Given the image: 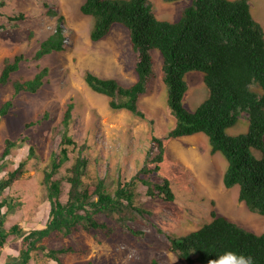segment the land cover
<instances>
[{"label":"rangeland","instance_id":"1","mask_svg":"<svg viewBox=\"0 0 264 264\" xmlns=\"http://www.w3.org/2000/svg\"><path fill=\"white\" fill-rule=\"evenodd\" d=\"M2 1L5 5L0 8V26L3 25L0 73L6 59L12 61L21 54L25 58L11 80L0 85V106L9 99L14 102L11 111L0 116V156L6 139H23L7 157L1 175L8 174L26 160L31 147L35 151L23 177L0 196V200L14 198L20 202L8 216L7 228L18 224L29 232L47 224L50 205L42 183L44 169L52 154L64 147L61 122L72 102L75 107L69 132L78 147H68L70 159L62 166L58 177L70 176V169L80 154L90 163L85 176L87 183L104 178L106 186L113 187L120 174L124 182L130 181L147 158H154L150 149L152 138L157 137L164 139L166 151L160 170L152 178L166 179L175 197L173 201L147 197V187L140 181L137 202L148 211L140 220L121 224L114 218L98 215L106 228L91 231L79 228L69 234L56 231L43 240L49 248H73L60 256L61 264H186L170 251L169 235L186 236L202 228L212 221L214 212L247 230L264 232V215L251 211L244 201H239L238 186L230 189L224 186L226 159L221 153H210L207 137L202 133L181 139L168 136L175 118L167 105L162 57L158 51L153 52L156 77L138 103L146 118L124 110H112L108 98L91 90L84 76L86 71H92L103 78H115L123 85L136 81L135 55L126 28L116 24L106 38L92 42L90 32L94 21L80 10L84 0ZM150 1L156 15L170 21L178 20L183 8L191 2ZM250 3L253 17L264 29V0H250ZM19 14H24L23 20L15 19ZM58 28L64 30L65 50L35 59L41 43ZM44 68L49 69V75L36 93L14 91V81L33 78ZM186 79L188 90L183 104L195 110L210 92L203 73L190 72ZM255 90L261 93V89ZM30 122L34 124L27 127ZM248 128L249 119L244 113L228 131L230 135H238L246 133ZM254 152L261 158L262 152ZM68 191L69 185L65 184L63 201ZM131 229L142 233L134 235ZM21 245L19 237H9L0 264H20L17 260ZM30 264L59 263L42 252H34Z\"/></svg>","mask_w":264,"mask_h":264},{"label":"trees","instance_id":"2","mask_svg":"<svg viewBox=\"0 0 264 264\" xmlns=\"http://www.w3.org/2000/svg\"><path fill=\"white\" fill-rule=\"evenodd\" d=\"M4 5L3 1L0 2V8ZM80 10L93 18L92 42L103 40L114 25L119 24L128 30L129 43L135 55L137 79L133 84L123 85L115 78H103L86 71L84 79L90 89L106 96L112 110L128 111L145 119L138 103L156 77L153 52L158 51L162 57L167 105L175 118V125L168 136L181 139L204 134L210 153H221L227 161L224 186L227 189L238 186L239 201H244L251 211L264 215V29L253 17L250 1L191 0L176 21L160 19L150 0H84ZM24 17V14H19L15 19L23 20ZM2 28L3 25L0 31ZM60 28L41 43L35 59L65 50L64 30ZM24 58L21 54L12 61L5 60L0 85L11 80ZM193 71L203 73L210 94L195 110H189L183 100L188 90L186 76ZM48 75L49 69L44 68L33 78L16 80L13 82L14 91L36 93ZM255 88L261 89V93ZM13 106V99L1 104L0 116H6ZM74 107V103L68 104L61 122L64 147L59 153L52 154L44 169L42 183L50 205L47 224L29 232L18 224L7 228L8 216L20 202L14 198H2L0 260L9 237L16 236L22 242L17 260L20 264H30L34 252H42L61 264L60 256L73 251V248L56 249L44 245L43 240L54 232L69 234L79 228L86 231L106 228V224L98 220V215L114 218L121 224L140 220V216L148 213L137 202L140 181L147 187V197L174 200L170 183L166 179L152 178L160 170L166 151L164 139L157 137L152 138L150 149V153L155 154L154 158H147L142 169L130 181L124 182L120 174L113 187H107L104 178L87 183L85 176L90 163L80 154L70 169V176L58 177L60 169L70 159L68 147H78L69 132ZM244 113L249 119L248 131L230 135L228 129L235 126ZM33 124L30 122L27 127ZM22 141L5 140L0 156V196L23 177L28 161L35 157L31 147L26 160L8 174L1 175L7 157ZM254 150L262 152L261 158ZM65 184L69 185V191L66 201H63ZM131 232L137 236L142 233L134 229ZM169 239L170 251L186 264H208L226 250L251 255L255 264H264V232L247 230L215 212L209 224L186 236L169 235Z\"/></svg>","mask_w":264,"mask_h":264},{"label":"clouds","instance_id":"3","mask_svg":"<svg viewBox=\"0 0 264 264\" xmlns=\"http://www.w3.org/2000/svg\"><path fill=\"white\" fill-rule=\"evenodd\" d=\"M228 133H229V131H228ZM226 163H227V161H226ZM208 264H255V261H254V257L251 255H246L244 253H238V252L233 251V250H226L221 255L215 257L214 259H211L208 262Z\"/></svg>","mask_w":264,"mask_h":264}]
</instances>
